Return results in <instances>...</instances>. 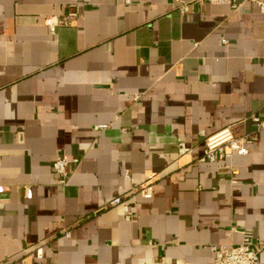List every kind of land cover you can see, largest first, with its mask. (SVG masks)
<instances>
[{
    "label": "crops",
    "instance_id": "crops-1",
    "mask_svg": "<svg viewBox=\"0 0 264 264\" xmlns=\"http://www.w3.org/2000/svg\"><path fill=\"white\" fill-rule=\"evenodd\" d=\"M178 7L0 0V264H213L246 237L264 264V132L204 158L209 136L264 118V8ZM63 156L79 159L65 185Z\"/></svg>",
    "mask_w": 264,
    "mask_h": 264
},
{
    "label": "built area",
    "instance_id": "built-area-1",
    "mask_svg": "<svg viewBox=\"0 0 264 264\" xmlns=\"http://www.w3.org/2000/svg\"><path fill=\"white\" fill-rule=\"evenodd\" d=\"M242 0H176L178 8L181 13L189 11L193 2H209L213 4L226 3L230 4L233 8L239 6ZM262 8H264L263 0H257ZM77 16L75 10L71 11L66 16H49L47 18V25L49 26L52 33H56L58 27L67 23L70 19ZM252 120L256 124V131L252 133H246L237 135L232 127L228 126L215 134L209 136L206 139V149L204 158L209 162H219L224 160H230L235 154L246 155L250 151V145L255 143L260 138V133L264 132V118L253 116ZM183 147V144L182 146ZM71 162H79L78 158L69 159L67 157H60L53 163L54 173L59 177V183L65 185L67 183L68 171L67 168ZM227 169L231 171V165L227 163ZM126 175L129 172L126 171ZM5 189L4 185H0V192ZM139 192L145 197H152L153 186L152 183H148L139 189ZM27 197L32 196V188H26ZM112 205H124L127 212H131L132 207L126 203L121 196L115 197L110 202ZM70 233H68L69 235ZM264 247V242L261 244V248ZM258 249H255L250 242L248 237L240 244L224 245L216 251L215 259L213 264H256L258 258Z\"/></svg>",
    "mask_w": 264,
    "mask_h": 264
}]
</instances>
